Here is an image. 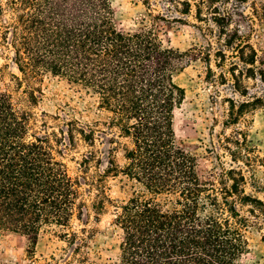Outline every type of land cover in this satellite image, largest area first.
Wrapping results in <instances>:
<instances>
[{
  "label": "trees",
  "instance_id": "16d2710c",
  "mask_svg": "<svg viewBox=\"0 0 264 264\" xmlns=\"http://www.w3.org/2000/svg\"><path fill=\"white\" fill-rule=\"evenodd\" d=\"M0 41L12 51L21 74L14 78L27 86L31 103L43 95L35 82L51 73L96 94L98 108L108 114L93 124L68 119L58 132L39 135L32 132V113L0 92V231L28 239L27 264H244L247 230L262 200L246 193L236 169L200 175L196 156L178 143L174 129L175 110L185 100L176 74L193 60L210 64L208 53L166 47L152 29L118 28L111 0H0ZM240 42L235 54L245 70L236 62L229 69L238 90L237 70L264 83V50ZM107 130L124 140L110 138L121 145L125 164L110 153L101 170L99 151L90 149L80 165L89 173L94 163V173L72 176L57 158L59 146L84 141L92 148ZM120 173L151 196L121 206L117 259L90 260L93 230L67 233L74 248L64 263L54 255L39 258L35 247L44 227H69L90 210L99 217L111 200L106 177Z\"/></svg>",
  "mask_w": 264,
  "mask_h": 264
},
{
  "label": "rangeland",
  "instance_id": "374dc122",
  "mask_svg": "<svg viewBox=\"0 0 264 264\" xmlns=\"http://www.w3.org/2000/svg\"><path fill=\"white\" fill-rule=\"evenodd\" d=\"M111 3L118 28L152 29L166 47L196 53L197 48L201 50L200 56L207 53L211 56L210 64L203 59L193 60L176 74V81L185 89V100L174 116L177 141L196 156L200 175L218 177L236 169L244 176L246 193L262 200L254 217L245 207V214L252 217L253 224L247 230L249 250L242 261L264 264V83L258 77L242 76L237 70L241 81L238 90L237 79L229 72L234 62L245 70L235 54L241 38L259 53L264 50V0H111ZM188 8L190 12L185 13ZM14 75L21 74L13 62V53L0 41V92L9 93L20 110L32 113L34 133L58 132L64 128V121L72 118L90 124L107 119L108 114L98 108V96L82 85L44 73L35 82L43 95L33 104L27 86L19 85ZM98 129H104V125ZM111 137L124 143L114 130H107V135L98 133L95 147H88L84 141H78L74 148L59 146L62 154H57V158L74 177L94 173V163L89 173L80 165L90 149L99 151L101 170L106 167L110 153L123 166L121 145L111 143ZM106 187L111 200L99 217L90 210L82 219L74 217L69 227H44L35 247L39 258L54 255L58 262L64 263L74 248L65 238L67 233L93 230L87 249L90 260L104 263L117 259L122 229L115 219L121 206L135 196L151 194L143 184L123 173L106 177ZM84 189L90 188L85 184ZM28 249L29 241L24 235L0 231V264H27Z\"/></svg>",
  "mask_w": 264,
  "mask_h": 264
}]
</instances>
